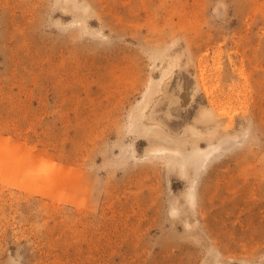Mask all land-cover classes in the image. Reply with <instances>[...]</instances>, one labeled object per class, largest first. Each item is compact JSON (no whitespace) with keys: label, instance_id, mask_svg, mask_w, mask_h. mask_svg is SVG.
Returning a JSON list of instances; mask_svg holds the SVG:
<instances>
[{"label":"rangeland","instance_id":"rangeland-1","mask_svg":"<svg viewBox=\"0 0 264 264\" xmlns=\"http://www.w3.org/2000/svg\"><path fill=\"white\" fill-rule=\"evenodd\" d=\"M143 106L236 142L156 158ZM0 264H264V0H0Z\"/></svg>","mask_w":264,"mask_h":264},{"label":"bare ground","instance_id":"bare-ground-1","mask_svg":"<svg viewBox=\"0 0 264 264\" xmlns=\"http://www.w3.org/2000/svg\"><path fill=\"white\" fill-rule=\"evenodd\" d=\"M178 60H179L178 56L173 57L171 61L169 62V64L161 70L159 80L156 81L155 84H152L155 88V91H154L155 93L163 95V97L166 96V91L164 90L165 80H167L166 79L167 77L170 78V74L173 72L174 68L178 66ZM198 67L200 69V74H199L197 81L196 80L194 81L195 86H194L193 93L190 96V98L191 97L193 98L195 96L196 90L199 87L203 91L204 96L207 99H209V92L205 86V79L203 76L204 73H203L202 63L199 62ZM189 82L191 84V81ZM153 86L151 88L149 87L145 95H151V90H154ZM185 97L184 99L187 98ZM179 100L181 99L179 98ZM179 100H176V99L173 100L169 98L168 102H170L171 104L170 109H178L179 107H181L180 106L181 102ZM183 102L185 105L187 104L186 101L183 100ZM210 102L212 106L215 105V101L214 102L210 101ZM144 110H145V106H143L140 110L142 113V117L147 118V121L149 120L154 121L153 124H151L152 126L149 129L146 128V134L153 136V139L149 140L150 141L149 143L151 146L149 150L151 154L156 158H162V159L169 160V161H175L176 164H178L180 167L185 166V164L188 161L193 160L199 172H202L211 162L219 158L224 153L228 152L230 148L234 146V143L236 142V136L234 137L232 141L224 140L222 138L214 141L217 138L216 137L217 126H214L212 128L204 127V131L199 130L197 128L196 124L198 122L199 123L201 122L202 124H206L203 122H207L209 121V118H214V116L217 115V113L215 114V110L212 108L210 110L201 109L197 117H195V118H198V121L196 122L192 121L191 124H186L185 127H183L182 131H178L176 134L169 132L170 130L166 133L164 132V129L161 130L162 122L160 124L159 123L160 121L158 120L156 121L155 117L154 118L149 117L148 114H144ZM168 114L171 116L172 113H168ZM155 122L156 124L154 125ZM152 127H156V129ZM189 148L191 149L189 150ZM185 151H187L188 154L185 153ZM142 159H147V156L146 157L143 156ZM189 199L190 201H193L192 194L189 195Z\"/></svg>","mask_w":264,"mask_h":264}]
</instances>
